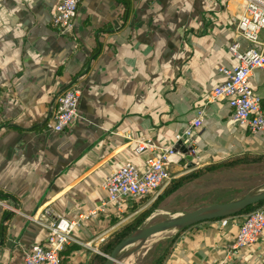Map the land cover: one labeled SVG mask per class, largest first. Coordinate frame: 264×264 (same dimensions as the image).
Wrapping results in <instances>:
<instances>
[{"label": "crops", "instance_id": "0c3cea01", "mask_svg": "<svg viewBox=\"0 0 264 264\" xmlns=\"http://www.w3.org/2000/svg\"><path fill=\"white\" fill-rule=\"evenodd\" d=\"M55 6L0 0V264H24L30 247L46 245L44 207L76 223L61 264H87L102 241L148 209L151 198L106 205L102 188L125 163L142 168L146 155H135L136 141L176 151L168 166L173 179L264 153V128L250 133L224 103L207 100L226 81L218 69L237 64L230 47L249 46L236 32L241 0H83L69 33L53 26ZM72 84L81 92L78 118L54 133L55 99ZM250 86L264 109V68ZM197 111L204 116L191 159L176 136ZM241 218L186 229L165 264H264V232L232 251Z\"/></svg>", "mask_w": 264, "mask_h": 264}, {"label": "built area", "instance_id": "2783aa9c", "mask_svg": "<svg viewBox=\"0 0 264 264\" xmlns=\"http://www.w3.org/2000/svg\"><path fill=\"white\" fill-rule=\"evenodd\" d=\"M242 13L236 24L237 36L249 46L243 50L237 43L230 47V53L237 64L232 70L219 68L226 81L208 95V103H224L230 111L231 120L245 127L250 133L264 128V109L258 96L250 86L252 74L264 68V0H241ZM83 0H56L52 24L60 33H69L74 27L78 7ZM79 88L70 85L61 91L52 110V131L63 133L78 118ZM204 113L197 111L182 135L176 136L186 148L191 159L195 153V132L202 125ZM154 151L155 156H148ZM134 153L137 157L146 155L142 168L133 162L125 163L119 170L104 178L102 188L107 194L106 205L117 208L142 199L155 200L173 180L168 166L176 151L172 148L159 149L150 140L136 141ZM5 208L10 209L5 206ZM11 210V209H10ZM93 214V213H92ZM47 231L46 245H33L24 254V264H61V253L73 241L72 231L76 223L44 207L39 216ZM43 218V219H42ZM264 232V209L259 208L243 215L231 249L234 252L257 242ZM83 246L90 247L89 243ZM99 255V251L95 250Z\"/></svg>", "mask_w": 264, "mask_h": 264}, {"label": "rangeland", "instance_id": "374dc122", "mask_svg": "<svg viewBox=\"0 0 264 264\" xmlns=\"http://www.w3.org/2000/svg\"><path fill=\"white\" fill-rule=\"evenodd\" d=\"M262 184H264V165L229 169L210 174L198 182L184 187L159 204L140 227L149 226L177 213L228 202ZM164 210L169 211V213L164 215L165 212H162ZM173 235L174 233L171 232L156 236L143 248L144 250H140L134 258L128 259V264H149L154 255L156 256L160 252L166 241L171 239Z\"/></svg>", "mask_w": 264, "mask_h": 264}, {"label": "trees", "instance_id": "16d2710c", "mask_svg": "<svg viewBox=\"0 0 264 264\" xmlns=\"http://www.w3.org/2000/svg\"><path fill=\"white\" fill-rule=\"evenodd\" d=\"M125 2L126 12L129 9V3ZM256 165H264V153L263 154H252L244 153L234 157H228L220 162L211 163L199 168H194L187 174L174 178L170 184L164 189V191L153 201L148 209L143 210L141 213L136 215L133 219L128 221L125 225L112 232L104 241L98 246V251L102 254H92L87 264H104L106 258L110 255L113 248L127 235L139 228L142 223L150 217V215L157 209L158 205L161 204L165 199L170 197L175 192L182 189L188 184H194L205 176L215 174L223 170L229 169H242ZM4 195L0 192V198ZM145 202V201H144ZM264 206V202L258 203L254 206L245 208L235 216H243L253 212L256 209ZM193 227V226H192ZM191 228V227H190ZM185 231V230H184ZM184 231H180L173 238L166 241V244L160 250V252L151 260L149 264H165L168 256L172 252L173 245L179 235ZM0 237L5 238V227L0 232Z\"/></svg>", "mask_w": 264, "mask_h": 264}, {"label": "water", "instance_id": "95a60500", "mask_svg": "<svg viewBox=\"0 0 264 264\" xmlns=\"http://www.w3.org/2000/svg\"><path fill=\"white\" fill-rule=\"evenodd\" d=\"M261 202H264V184L249 189L246 193L228 202L177 213L149 226L139 227L113 248L104 264H126L129 258L145 248L156 236L171 232L176 235L180 231L204 222L233 217L245 208Z\"/></svg>", "mask_w": 264, "mask_h": 264}, {"label": "bare ground", "instance_id": "6f19581e", "mask_svg": "<svg viewBox=\"0 0 264 264\" xmlns=\"http://www.w3.org/2000/svg\"><path fill=\"white\" fill-rule=\"evenodd\" d=\"M165 215V214H164ZM156 238V237H155ZM158 239V238H157ZM154 242V241H153ZM128 263V262H127Z\"/></svg>", "mask_w": 264, "mask_h": 264}]
</instances>
